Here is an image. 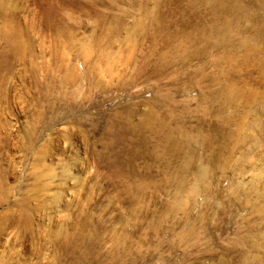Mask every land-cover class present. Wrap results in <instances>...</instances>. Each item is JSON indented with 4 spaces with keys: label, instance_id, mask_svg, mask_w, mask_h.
I'll list each match as a JSON object with an SVG mask.
<instances>
[{
    "label": "rangeland",
    "instance_id": "374dc122",
    "mask_svg": "<svg viewBox=\"0 0 264 264\" xmlns=\"http://www.w3.org/2000/svg\"><path fill=\"white\" fill-rule=\"evenodd\" d=\"M0 264H264V0H0Z\"/></svg>",
    "mask_w": 264,
    "mask_h": 264
}]
</instances>
